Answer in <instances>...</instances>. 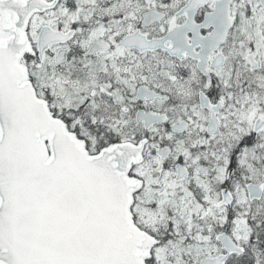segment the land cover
I'll use <instances>...</instances> for the list:
<instances>
[{
  "label": "snow or ice",
  "instance_id": "6c2138e0",
  "mask_svg": "<svg viewBox=\"0 0 264 264\" xmlns=\"http://www.w3.org/2000/svg\"><path fill=\"white\" fill-rule=\"evenodd\" d=\"M0 264H264V0H0Z\"/></svg>",
  "mask_w": 264,
  "mask_h": 264
}]
</instances>
